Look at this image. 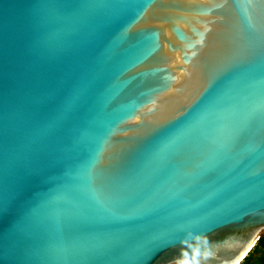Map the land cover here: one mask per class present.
Listing matches in <instances>:
<instances>
[{"label": "water", "instance_id": "obj_1", "mask_svg": "<svg viewBox=\"0 0 264 264\" xmlns=\"http://www.w3.org/2000/svg\"><path fill=\"white\" fill-rule=\"evenodd\" d=\"M263 230L264 0H0V264H240Z\"/></svg>", "mask_w": 264, "mask_h": 264}, {"label": "rangeland", "instance_id": "obj_2", "mask_svg": "<svg viewBox=\"0 0 264 264\" xmlns=\"http://www.w3.org/2000/svg\"><path fill=\"white\" fill-rule=\"evenodd\" d=\"M260 237L264 241V230L261 232ZM264 254V246L261 245L260 241L258 240L251 251L247 254V256L243 259V262L250 263L257 260V258Z\"/></svg>", "mask_w": 264, "mask_h": 264}, {"label": "trees", "instance_id": "obj_3", "mask_svg": "<svg viewBox=\"0 0 264 264\" xmlns=\"http://www.w3.org/2000/svg\"><path fill=\"white\" fill-rule=\"evenodd\" d=\"M261 245L264 246V241L262 240V238L260 237L259 239ZM240 264H264V254L260 255L256 261L254 262H250V263H246V262H243V263H240Z\"/></svg>", "mask_w": 264, "mask_h": 264}, {"label": "bare ground", "instance_id": "obj_4", "mask_svg": "<svg viewBox=\"0 0 264 264\" xmlns=\"http://www.w3.org/2000/svg\"><path fill=\"white\" fill-rule=\"evenodd\" d=\"M255 244H256V243H254V245H255ZM254 245L251 247V249L254 247ZM251 249H250V251H251ZM250 251H249V252H250ZM249 252H248V253H249ZM246 254H247V253H246ZM246 254H244L243 256L246 257Z\"/></svg>", "mask_w": 264, "mask_h": 264}]
</instances>
